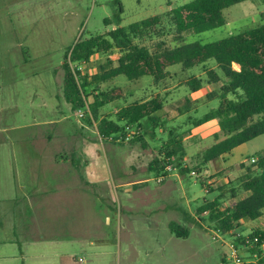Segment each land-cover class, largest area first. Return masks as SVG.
Wrapping results in <instances>:
<instances>
[{"label":"rangeland","instance_id":"1","mask_svg":"<svg viewBox=\"0 0 264 264\" xmlns=\"http://www.w3.org/2000/svg\"><path fill=\"white\" fill-rule=\"evenodd\" d=\"M171 1L179 5L186 0ZM119 3L123 8L120 21ZM165 9L168 0H0V234L17 241L27 224L70 223L77 226L79 235L88 228L105 233L112 254L99 256L101 264H239L236 256L241 258L240 264H264V242L260 252L242 242L256 229L264 230V216L224 233L209 211H200L218 195L219 187L228 191L236 187L240 163L250 165L251 158L264 150L261 134L236 147L225 159L198 168L201 153L213 143V132L220 127L217 119L199 127L194 120L218 107L219 99H210L207 93L219 92L220 83H205L192 92L180 82L191 74L201 76L203 68L183 72L175 65L172 76L162 84H155L150 75L137 80L119 75L102 84L119 86L124 95L102 107L100 117H116L129 102L161 93L166 101L159 111L161 124L155 129L147 122L143 126L127 124L129 130L126 125L123 132L103 138L97 122L84 109L73 110L64 96L62 64L67 47L80 38ZM263 11L264 0L234 4L225 10L224 25L187 33L184 42H210L257 26L264 22ZM169 31L166 27L168 39ZM118 56L117 49L95 53L90 62L79 66L94 73L108 58L116 63ZM172 84L179 85L171 93L165 92ZM141 134L147 147L126 142V135L132 139ZM175 134L183 139V158L172 157L175 168L158 182L150 163ZM86 158L93 162L98 180H93L97 177L93 172V179L86 175ZM178 159L197 173L181 174ZM218 164L226 169L218 171L214 167ZM128 187L132 188L126 190ZM28 193L47 196L27 198ZM232 200L227 192L221 202L224 206ZM172 207L190 218L186 220L185 214L175 213ZM125 215L132 224L129 241L136 249L131 257L119 249L124 241L115 217H122L125 226ZM106 216H110L108 221ZM178 216L187 224L189 235L177 240L168 222ZM78 252V257H91L81 249Z\"/></svg>","mask_w":264,"mask_h":264},{"label":"trees","instance_id":"2","mask_svg":"<svg viewBox=\"0 0 264 264\" xmlns=\"http://www.w3.org/2000/svg\"><path fill=\"white\" fill-rule=\"evenodd\" d=\"M243 1L186 0L173 5L168 0V9L161 13L78 39L64 53L62 66L66 100L73 110L84 109L89 118L97 122L98 133L103 138L123 132L127 124L143 126L147 122L155 129L161 124L159 111L165 106V97L161 93L129 102L120 107L116 117H100L102 107L124 95L121 87L108 88L102 84L119 75L129 80L150 75L155 84H162L172 76L175 65H180L183 72L199 66L203 68L201 76L191 74L180 83L188 86L192 92L202 89L205 83H220L219 92L207 93L210 99H219L218 107L194 120L195 126H198L217 119L220 130L213 134V143L201 153L198 168L231 155L236 147L264 134V22L210 42H184V38L187 33H199L224 25L225 10ZM119 5L117 16L120 21L123 8L121 3ZM261 18L264 20V11ZM105 22L109 23L108 18H105ZM166 27L171 28L170 39L168 33L165 34ZM115 49L119 52L116 63L108 58L94 73L84 72L80 68L79 65L90 62L95 53H109ZM211 59L216 64H206ZM187 103L190 106L191 100L187 99ZM174 136L150 163V169L157 176L168 174L166 167L173 163L172 157L178 155L183 158V139L176 134ZM126 142H141L143 147L148 146L142 134ZM255 157L250 165L241 163L243 170L237 177L236 187H231L230 191L226 187H219L216 198L200 208L201 212H210V218L217 222L224 233L238 228L244 221L264 216V150ZM179 161L176 164L181 174L195 171L189 165L182 166ZM227 192H230L233 200L223 206L221 199ZM171 232L178 237H188L189 228L173 224ZM243 238L244 245L252 247L253 252H260L264 230L258 228Z\"/></svg>","mask_w":264,"mask_h":264},{"label":"crops","instance_id":"3","mask_svg":"<svg viewBox=\"0 0 264 264\" xmlns=\"http://www.w3.org/2000/svg\"><path fill=\"white\" fill-rule=\"evenodd\" d=\"M234 64H237V63H234ZM239 69H240V66H239ZM178 85L179 84H172V86L166 87L165 92L171 93L170 90L177 88ZM208 122L204 124H207ZM199 126L201 125H198L196 127H199ZM84 150L85 149H83V151ZM225 158L226 157H220L219 159H225ZM84 161L86 162L85 164L86 171L88 172L86 175H88V177L93 179L92 176L94 175V171H95V169L93 170L94 164L92 161H89L87 158ZM215 161L210 162V163H214ZM209 164H208V167H209ZM214 167L218 171L226 169L225 167L219 164L215 165ZM242 170L243 168L241 167L239 169L240 174ZM92 172H93V175H92ZM94 176H97V177L96 179H93V180H98L99 175L96 174ZM129 188L131 189L132 187H128L126 188V190H128ZM217 190H214V191H217ZM217 193L219 194V191H217ZM37 196L46 197L47 195L46 193H42V194L33 193L31 196L28 193L26 197L35 198ZM42 203L43 201L40 200L38 204L40 205ZM166 208L167 207L161 210L165 211ZM171 210H174V212L177 214H180L181 212L179 209L175 207H172ZM183 214H185L186 220L190 218L188 213H183ZM106 218L108 221L110 216H106ZM115 219L116 220L118 219L117 221L121 225L120 239L121 241H124L123 248L121 247L122 242H120V248H119L120 252L121 254H124L127 257H131L132 255L136 253V249L132 246V243L129 241V238H130L129 230L131 229L132 224L128 220L129 218L127 217L125 220V223H126L125 226L121 224L122 217L118 216L117 218L115 217ZM107 221L106 223H108ZM252 221H256V220H252ZM173 224L187 226V224L184 223L182 216H178L177 219L169 220L168 222L169 227H171V225ZM84 228L87 229V227H84ZM88 229L85 231L84 235L83 234L79 235L77 226L76 225L74 226L73 224L71 225L70 223L68 224L63 223L62 226L58 224L55 225V223H44L43 225H39V227H32V225L27 224L24 226V228L21 229L20 231L21 238H19V240L17 239V241L12 238H8L7 236L1 233L0 234V264H101V261L99 260L100 259L99 256L112 254L110 245L107 242L108 238L105 235V233H103V231L101 230H99L100 232L98 233L94 229H89V230ZM122 230L124 231V234L122 233ZM176 238L178 240L180 237H176ZM171 240H174V239H171ZM79 249L87 252L88 254L91 255V257H87V256L78 257L77 255L79 253L78 252Z\"/></svg>","mask_w":264,"mask_h":264},{"label":"built area","instance_id":"4","mask_svg":"<svg viewBox=\"0 0 264 264\" xmlns=\"http://www.w3.org/2000/svg\"><path fill=\"white\" fill-rule=\"evenodd\" d=\"M127 129H128V130L130 129V127H129L128 125H127ZM125 137H126V139L130 140V135H126ZM255 159H256V157H252V158H251V162H254ZM174 168H175V167H172V164H169V165L166 167V170H167V172L169 173V172H170L171 170H173ZM192 174H196V172L193 171ZM165 178H166L165 175L161 174V175L158 176L157 181H158V182H162ZM219 230H220V229H219ZM255 240H258V237H255ZM235 260H236V262L239 263V264L242 262L241 258L238 257V256L235 257Z\"/></svg>","mask_w":264,"mask_h":264}]
</instances>
